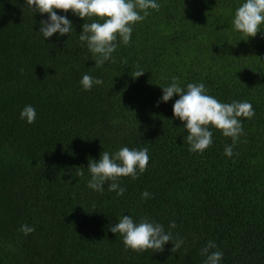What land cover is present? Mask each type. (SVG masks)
I'll use <instances>...</instances> for the list:
<instances>
[{
  "label": "trees",
  "instance_id": "1",
  "mask_svg": "<svg viewBox=\"0 0 264 264\" xmlns=\"http://www.w3.org/2000/svg\"><path fill=\"white\" fill-rule=\"evenodd\" d=\"M157 2L116 62L97 68L79 40L92 20L57 10L73 30L45 40L48 14L0 0V264H204L208 241L223 252L220 264H264V26L254 38L234 30L246 0ZM137 66L145 73L133 78ZM84 74L104 83L86 91ZM173 76L185 89L204 83L222 103L252 104L238 155L224 154L232 140L214 127L210 148L189 151L173 113L179 96L157 106ZM26 105L36 110L32 124L20 118ZM125 146L147 147L150 162L138 179H120L124 195L107 183L103 193L87 187L89 160ZM123 215L147 217L185 243L178 252L172 242L163 252L126 249L110 231ZM25 224L35 231L24 235Z\"/></svg>",
  "mask_w": 264,
  "mask_h": 264
},
{
  "label": "clouds",
  "instance_id": "2",
  "mask_svg": "<svg viewBox=\"0 0 264 264\" xmlns=\"http://www.w3.org/2000/svg\"><path fill=\"white\" fill-rule=\"evenodd\" d=\"M26 3L38 13L48 14L47 20L40 21L38 31L45 40L56 33L60 36L69 35L73 30L72 21L67 15H58L57 10L64 13L71 11L85 21L92 20L91 23L83 24L79 40L82 46L86 44L97 68L103 67L106 62L115 63L113 54L119 44L129 46L135 25L143 22L151 14L150 9L159 11L161 7L157 0H26ZM232 25L235 31L248 38L257 36L264 26V0H246L235 10ZM124 63L127 61L124 60ZM137 69L132 74L133 78H139L145 73L139 69V66ZM103 83L101 78L88 74H84L80 81L86 91ZM162 91L163 95L157 106L160 102H168L175 95L179 96L173 105V113L176 119L183 122L188 132L186 142L190 146L189 151L203 153L210 148L213 144V133L209 129L214 127L220 130L223 136L232 140L231 145L225 146L224 154L228 157L238 155L234 153L233 148L244 135L241 118L251 119L255 115L250 102L222 103L208 94L204 83H189L185 89L181 87L179 77L175 76L171 78L168 86L162 87ZM20 118L29 124L34 123L35 108L26 105L20 113ZM149 162L147 147L136 149L125 146L114 154L103 151L98 162L94 159L89 160L87 169L91 179L87 187L103 193L107 183L109 192L114 191L118 196H123L126 188L120 185V179L129 176L133 180L138 179L139 175L147 170ZM76 175L83 177V167L78 168ZM141 195L145 199L151 196L148 191H144ZM169 227L175 229L177 225L173 221ZM19 230L24 235H29L35 231V228L25 224ZM110 231L114 234L119 233L123 237L126 249L136 252L147 250L163 252L168 242L174 245L171 251L178 252L185 243L179 237L174 238L171 231L166 232L162 224L147 217L136 222L130 215H123ZM216 248L215 242L208 241L201 249V255L206 256L204 264H220L224 254L220 250L212 251Z\"/></svg>",
  "mask_w": 264,
  "mask_h": 264
}]
</instances>
